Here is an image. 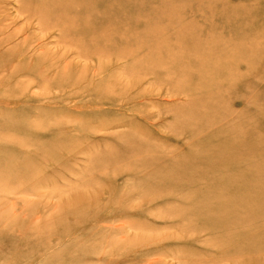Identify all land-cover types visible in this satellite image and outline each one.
Returning <instances> with one entry per match:
<instances>
[{"label": "rangeland", "instance_id": "374dc122", "mask_svg": "<svg viewBox=\"0 0 264 264\" xmlns=\"http://www.w3.org/2000/svg\"><path fill=\"white\" fill-rule=\"evenodd\" d=\"M0 264H264V0H0Z\"/></svg>", "mask_w": 264, "mask_h": 264}, {"label": "bare ground", "instance_id": "6f19581e", "mask_svg": "<svg viewBox=\"0 0 264 264\" xmlns=\"http://www.w3.org/2000/svg\"><path fill=\"white\" fill-rule=\"evenodd\" d=\"M226 139H227V138H226ZM230 144H232V143H230ZM244 155H245V154H244ZM245 159H247V158H245ZM225 160H226V159H225ZM187 161H189V160H187ZM193 161L197 162L196 160H192V162H193ZM247 161H248V160H247ZM189 162H190V161H189ZM192 162H190V163H192ZM200 162H201V161H200ZM225 162H226V161H225ZM228 162H229V161H228ZM232 162H233V161H232ZM226 163H227V162H226ZM239 163H240V162H239ZM247 163H248V162H247ZM192 164H193V163H192ZM230 164H231V163H230ZM206 165H207V164H206ZM227 165H228V164H227ZM224 166H225V165H224ZM250 166H251V165H250ZM197 168H198V167H197ZM217 168H218V167H217ZM217 168H216V169H217ZM236 168H237V167H236ZM210 170H211V167H210ZM218 170H219V169H218ZM239 170H240V169H239ZM213 171H214V170H213ZM213 171H212V172H213ZM237 171H238V170H237ZM233 172H234V171H233ZM239 172H240V171H239ZM225 173H226V172H225ZM235 173H236V172H235ZM235 173H234V174H235ZM220 175H221V174H220ZM243 175H244V174H243ZM224 176H225V174H224ZM222 178H223V177H222ZM224 179H225V178H224ZM227 179H228V178H227ZM230 182H231V181H230ZM226 183H227V182H226ZM231 183H232V182H231ZM236 185H237V184H236ZM233 187H234V186H233ZM235 189H236V187H235ZM236 191H237V190H236ZM199 193H200V192H199ZM242 193H243V192H242ZM242 197H243V196H242ZM196 200H197V198H196ZM196 203H197V202H196ZM219 204H220V203H219ZM217 206H218V205H217ZM217 208H218V207H217ZM215 209H216V208H215ZM217 210H218V209H217ZM178 214H179V213H178ZM238 221H239V219H238ZM238 221H237L236 223H238ZM240 223H241V222H240ZM247 223H248V222H247ZM247 223H246V225H247ZM242 224H244V223H242ZM236 225H237V224H236ZM246 225H245V226H246ZM185 226H186V225H185ZM239 226H241V225H239ZM245 226H244V227H245ZM242 227H243V225H242ZM153 240H154V239H153ZM155 240H156V239H155ZM155 240H154V241H155ZM261 253H262V252H261ZM228 255H229V254H227V256H228ZM246 255H247V253H246Z\"/></svg>", "mask_w": 264, "mask_h": 264}]
</instances>
